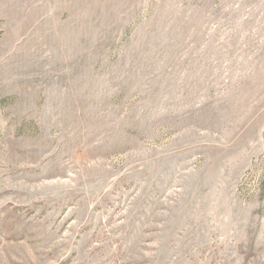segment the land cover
<instances>
[{"label":"rangeland","instance_id":"374dc122","mask_svg":"<svg viewBox=\"0 0 264 264\" xmlns=\"http://www.w3.org/2000/svg\"><path fill=\"white\" fill-rule=\"evenodd\" d=\"M0 264H264V0H0Z\"/></svg>","mask_w":264,"mask_h":264}]
</instances>
